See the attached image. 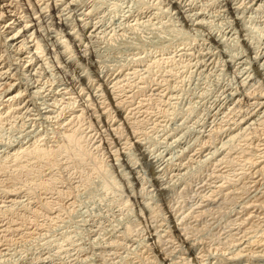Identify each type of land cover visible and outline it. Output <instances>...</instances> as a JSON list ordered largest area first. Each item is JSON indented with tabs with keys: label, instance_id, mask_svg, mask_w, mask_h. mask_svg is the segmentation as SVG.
Listing matches in <instances>:
<instances>
[{
	"label": "rangeland",
	"instance_id": "obj_1",
	"mask_svg": "<svg viewBox=\"0 0 264 264\" xmlns=\"http://www.w3.org/2000/svg\"><path fill=\"white\" fill-rule=\"evenodd\" d=\"M179 1L58 0L76 44L19 47L0 0V264H264V0Z\"/></svg>",
	"mask_w": 264,
	"mask_h": 264
},
{
	"label": "bare ground",
	"instance_id": "obj_2",
	"mask_svg": "<svg viewBox=\"0 0 264 264\" xmlns=\"http://www.w3.org/2000/svg\"><path fill=\"white\" fill-rule=\"evenodd\" d=\"M27 1H29V5H32L33 6V11H35V12H33L34 14H31V15H35L34 17H30V16H28L27 15V13H26V11L29 13V11L28 10H26L25 9V13H21V14H17L16 12H13L12 10H10L11 8V4L10 5H8V4H5V3H2V5H1V8H2V10L1 11H5L6 13H7V23H6V26H5V28H7V29H14V31H10L9 32V35H8V40L9 41H11V42H13V43H15L16 45H19V47H23V46H25V45H27V44H29L30 42H34V40H35V37L36 36H34V34L35 35H40V33H41V22H43V20L45 19V17L47 16L48 17V19H52L50 22L52 23V25H53V23H54V25H56L58 28H60V29H62V30H64V31H66L67 32V35H70V37H71V43L72 44H76V42H75V40H76V34H74L75 32H70V31H67V29L69 28L68 27V25H67V23H65L66 21L62 18V15L59 13L60 12V9H59V6H58V3H56L58 0H56L55 1V3L53 2V4H52V6H51V4H50V6H49V4H47L46 5V3H41V2H39L40 0H27ZM44 1V0H43ZM182 1V0H181ZM228 1V0H227ZM226 1V2H227ZM230 1V0H229ZM189 2V1H188ZM51 3V2H50ZM63 3V2H62ZM169 3H172V5H174L175 6V9H177V13L178 14H180V16L184 19V21L186 22V23H188V24H190V22L191 21H193L194 23L196 22L197 23V21H194L196 18L195 17H193V18H195V19H192L191 17H190V14L189 13H187V11H188V9H187V7H186V5L185 4H183V3H181L180 1L179 2H177V0H169ZM25 4V3H24ZM43 4H45V6L43 5ZM60 4V3H59ZM189 4H190V2H189ZM191 4H192V2H191ZM191 4H190V6H191ZM238 4V3H237ZM62 5V4H61ZM196 5V4H195ZM225 5H227V3H225ZM234 5H236V4H234ZM36 6H38V9H37V7ZM194 6V5H193ZM36 7V8H35ZM243 7H244V5H243ZM246 7V6H245ZM251 7V6H250ZM27 8V7H26ZM49 8V9H48ZM189 8V7H188ZM235 7L234 6H232V5H230L229 4V2H228V9H229V11H233V9H234ZM35 9H37L38 11H36ZM86 9V8H85ZM235 9H237V8H235ZM234 9V10H235ZM62 10V9H61ZM192 10V9H191ZM23 11V10H22ZM72 11V10H71ZM236 11V10H235ZM5 12H3V13H5ZM49 12V13H48ZM190 12V11H189ZM2 13V14H3ZM88 13V12H87ZM90 13V12H89ZM89 13H88V15H89ZM66 14V13H65ZM83 14H84V12H83ZM82 14V15H83ZM189 14V15H188ZM199 14V13H198ZM195 15V14H194ZM84 16V15H83ZM86 16V15H85ZM78 19H79V17H78ZM81 19V18H80ZM79 19V20H80ZM4 20V19H3ZM77 20V19H76ZM81 21V20H80ZM83 21V20H82ZM201 21H198V23L197 24H199ZM192 24V23H191ZM202 24V23H201ZM49 25V24H48ZM195 25V24H194ZM93 26V25H92ZM191 26V25H190ZM88 28V29H84V28ZM91 27V26H90ZM90 27H88V26H85V27H83V31H85V33H87V32H89L90 33V35H94L95 33H98L97 32V30H98V27L96 28V26L94 27L93 26V28H91L90 29ZM17 28H20V29H18L17 30ZM56 29V28H55ZM55 29L54 30H52L51 31V29H50V31L52 32V33H54V31H55ZM241 29H243V28H241ZM240 29V30H241ZM45 30V29H44ZM81 30V29H80ZM6 32V31H5ZM56 32V31H55ZM236 32V31H235ZM62 33V32H61ZM229 33V32H228ZM240 33H242V32H240ZM214 34V33H213ZM212 33L210 34V39H212V40H214V42L215 43H217V42H219L216 38H215V36L213 35ZM52 35V34H51ZM66 35V34H65ZM227 35V34H226ZM34 36V37H33ZM95 36V35H94ZM32 37V38H31ZM63 37H65V36H61V37H59L57 40H55V41H57L56 43H52L53 44V48L52 49H54V50H52V51H55V53H58V54H60L62 57H63V55L65 56V54L67 55V53H68V51L71 53L72 52V49H70V45H69V43H68V38H67V40H64L63 39ZM92 37V36H91ZM63 39V40H62ZM78 39V38H77ZM91 39V38H90ZM78 41V40H77ZM242 41L244 42V44L247 46L248 45V42L246 43V40L245 39H242ZM44 42V41H43ZM6 43V42H5ZM8 46V45H7ZM31 46H34L35 47V44L34 45H31ZM52 46V45H51ZM42 47V46H41ZM78 47V46H77ZM36 50H38V52H41L42 53V51H40L39 49H41L40 48V45H39V43L37 42L36 43ZM64 48H66L65 50L66 51H63V50H61V49H64ZM204 48V47H203ZM188 49V48H187ZM74 50V49H73ZM77 50H79V49H77ZM83 50V49H82ZM204 50V49H203ZM202 50V51H203ZM211 50V49H210ZM14 51V50H13ZM49 51V50H48ZM80 51H81V49H80ZM188 51V50H187ZM248 51H249V49H248ZM65 52H67V53H65ZM87 52V51H86ZM89 52V51H88ZM88 52H87V54H88ZM186 52V51H185ZM250 52V51H249ZM54 53V54H55ZM80 53V52H79ZM184 53V52H183ZM205 53V52H204ZM208 53V52H207ZM43 54V53H42ZM78 54V53H77ZM177 54V53H176ZM195 54V53H194ZM74 55V54H73ZM83 55H84V52H83ZM82 55V56H83ZM215 55V54H214ZM78 56V55H77ZM85 56H87V55H85ZM194 56V55H193ZM206 56V55H205ZM263 56V55H262ZM35 57V56H34ZM57 57H58V55H57ZM215 57V56H214ZM224 57V56H223ZM50 59V58H49ZM57 59V58H56ZM73 59V58H72ZM84 59V58H83ZM204 59V58H203ZM61 60H62V58H61ZM69 60V59H68ZM87 60V59H86ZM57 61H59V60H57ZM73 61V60H72ZM214 61V60H213ZM91 62V61H90ZM94 62V61H93ZM217 62V61H216ZM232 62H234V61H232ZM72 63V62H71ZM253 63V62H252ZM63 64V63H62ZM91 64V63H90ZM91 65H93V64H91ZM100 65V64H99ZM147 70V69H146ZM259 70V69H258ZM142 71V70H141ZM241 71V70H240ZM19 72V71H18ZM2 73V72H1ZM261 73V72H260ZM102 74V73H101ZM4 76V75H3ZM39 76V75H38ZM81 76V75H80ZM126 76V75H125ZM262 76H263V78H264V74H262ZM82 77V76H81ZM118 77H115L114 79H112L111 81H109V78L108 79H103V86H104V88H106L105 89V91H107L108 93H109V95L110 96H108V97H110V102H111V104L116 108V110L117 111H119L120 113H121V115H123V113H122V109H121V107H120V103H121V100H120V97H119V95L117 94V92H116V89H115V86L117 87V82L115 81L116 79H117ZM144 78V77H143ZM4 79H10V76H5V78ZM245 79V78H244ZM22 81V80H21ZM20 81V82H21ZM118 81H119V79H118ZM129 82V81H128ZM33 83V82H32ZM102 83V82H101ZM110 83H112L110 86H109V84ZM127 83V82H126ZM143 83V82H142ZM244 83V82H243ZM101 86V85H100ZM78 87V86H77ZM95 87V86H94ZM141 87V86H140ZM90 88V87H89ZM91 88L93 89V87L91 86ZM142 88H144V87H142ZM159 88V87H158ZM96 89H98V88H95V91H93V92H91V96H92V99H94V101H96L97 100V97H99V94L97 93V90ZM155 90V89H154ZM34 91V90H33ZM157 91V90H156ZM131 95V94H130ZM260 96V95H259ZM129 97V96H128ZM67 98V97H66ZM258 98H260V97H258ZM247 100V99H246ZM99 101V100H98ZM82 103V102H81ZM104 103V102H103ZM262 104H263V102H262ZM86 105V104H85ZM264 106V105H263ZM100 107V106H99ZM98 107V108H99ZM14 108V107H13ZM101 109H102V113L104 114V115H107V112H108V109H106L105 108V106H101L100 107ZM88 111L89 110H91V108L90 107H88L87 106V108H86ZM132 110V109H131ZM133 110H134V108H133ZM98 112V111H97ZM133 112V111H132ZM101 113V112H100ZM256 113V112H255ZM102 114V115H103ZM110 114V113H109ZM95 116V115H94ZM245 116V115H244ZM104 117V116H103ZM130 116L127 114H125V115H123V119H125L124 120V122L126 123V124H129L130 122H129V118ZM256 119V118H255ZM261 119V118H260ZM115 120V119H114ZM83 121V120H82ZM255 122V121H254ZM84 125V124H83ZM106 125L107 126H109V128H110V132H111V134H113L114 136L116 135L115 133H116V131L119 129L118 128V125H117V122L116 121H113V120H107V122H106ZM106 127V126H105ZM130 127V126H129ZM109 128L107 129V130H109ZM261 130V129H260ZM108 133V132H107ZM133 133V132H132ZM73 134V133H72ZM118 135H119V133H118ZM70 137V138H69ZM73 137V135H69L68 137H67V139L69 140V139H71ZM77 137V136H76ZM76 137H74V138H72L71 139V141L73 140V141H75V139H79V138H76ZM116 137V136H115ZM114 137V138H115ZM108 139V138H107ZM250 139V138H249ZM72 141V142H73ZM77 142L79 141V140H76ZM75 141V142H76ZM140 142V141H139ZM79 143V142H78ZM76 144V145H78L79 146V144ZM134 143L135 144H137V145H139V143L136 141V140H134ZM73 144V143H72ZM264 144V143H263ZM75 145V144H74ZM127 145V144H126ZM136 145V146H137ZM129 146V145H128ZM44 147V146H43ZM47 147V146H46ZM139 147V146H138ZM120 148V147H119ZM126 148V146H124L123 148H120V150L118 151V150H116V151H114L113 153H114V155H116V157H117V155H119L120 154V156L122 155V156H124V154H125V149ZM35 149V148H34ZM45 147L44 148H42V147H40V148H38L37 150L39 151V152H42V153H45V155H46V153H50L48 150H46L47 152H45ZM47 149V148H46ZM137 149V148H136ZM20 150H22V149H18L16 152L17 153H19V151ZM51 150V149H50ZM34 151V150H33ZM32 151V152H33ZM81 151V150H80ZM144 151V150H143ZM31 152V151H30ZM32 152H31V154H32ZM36 152V151H35ZM39 152H38V154H39ZM41 153V154H42ZM37 154V152L35 153V155ZM41 154H39V155H41ZM127 154V153H126ZM17 155V154H16ZM19 155V154H18ZM24 155V154H23ZM44 155V154H43ZM44 155V156H45ZM145 155V154H144ZM42 156V155H41ZM119 156V157H120ZM121 156V157H122ZM143 157V156H142ZM16 158V157H15ZM148 158V157H147ZM117 159V158H116ZM130 159V158H129ZM124 161V160H123ZM256 161V160H255ZM147 162L149 163V161L147 160ZM150 163H152L151 161H150ZM128 165V164H127ZM153 165V164H152ZM129 167H130V169H131V171H134L133 169H134V167L132 166V165H129ZM153 172V171H152ZM154 173H157V172H154ZM127 176V175H126ZM138 176V175H137ZM153 178V177H152ZM140 179V178H139ZM159 184V183H158ZM162 190H164L163 188H162ZM132 195V194H131ZM162 195V194H161ZM130 200V199H129ZM207 203V202H206ZM169 204V203H168ZM261 206V205H260ZM147 219V218H146ZM154 219V218H153ZM175 225H174V227L177 229V230H181L182 228H181V223L179 222V221H177V219L175 220ZM154 228V227H153ZM160 235V234H159ZM161 236V235H160ZM152 239H154L155 241H158V239H159V236L158 235H156V232H154V235L152 236ZM168 239V238H167ZM163 242V241H162ZM155 243V242H154ZM158 243V242H157ZM258 248V247H257ZM241 256V255H240ZM168 258V257H167ZM195 258V257H194ZM165 259H166V257H165ZM46 264V263H45Z\"/></svg>",
	"mask_w": 264,
	"mask_h": 264
}]
</instances>
